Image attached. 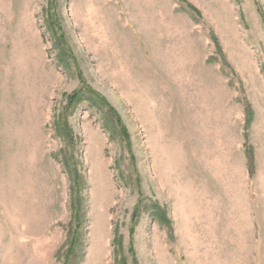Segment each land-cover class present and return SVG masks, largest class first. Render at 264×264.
Masks as SVG:
<instances>
[{
	"label": "rangeland",
	"instance_id": "rangeland-1",
	"mask_svg": "<svg viewBox=\"0 0 264 264\" xmlns=\"http://www.w3.org/2000/svg\"><path fill=\"white\" fill-rule=\"evenodd\" d=\"M0 264H264V0H0Z\"/></svg>",
	"mask_w": 264,
	"mask_h": 264
},
{
	"label": "trees",
	"instance_id": "trees-1",
	"mask_svg": "<svg viewBox=\"0 0 264 264\" xmlns=\"http://www.w3.org/2000/svg\"><path fill=\"white\" fill-rule=\"evenodd\" d=\"M57 125H58V122H57ZM56 130H57L58 135H62V136L67 137V138L70 137L68 132H67V130H66V124L61 125L59 123V127ZM73 207H75L76 209H79L81 207V202L79 200V196H77L75 198V202L73 204ZM159 215H160L159 216L160 221L167 226L165 219L163 217H161V214H159ZM73 219L75 220L76 225L79 226L80 225V220H82L80 218V216L77 215V214H74Z\"/></svg>",
	"mask_w": 264,
	"mask_h": 264
}]
</instances>
